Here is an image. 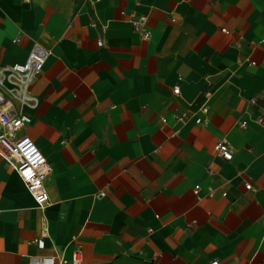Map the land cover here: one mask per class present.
<instances>
[{
	"label": "crops",
	"instance_id": "crops-1",
	"mask_svg": "<svg viewBox=\"0 0 264 264\" xmlns=\"http://www.w3.org/2000/svg\"><path fill=\"white\" fill-rule=\"evenodd\" d=\"M35 43L51 204L0 156V264H264V0H0V67Z\"/></svg>",
	"mask_w": 264,
	"mask_h": 264
},
{
	"label": "built area",
	"instance_id": "built-area-1",
	"mask_svg": "<svg viewBox=\"0 0 264 264\" xmlns=\"http://www.w3.org/2000/svg\"><path fill=\"white\" fill-rule=\"evenodd\" d=\"M28 2L29 0H24ZM135 31L141 39L147 40L149 33L144 29L146 17H130ZM103 41H97V47H102ZM49 51L45 47L35 43L23 63L0 67V156L16 172L22 184L31 195L37 206L44 211L51 204L49 192L45 181L52 173L45 157L34 141L26 136L19 135L29 119L26 118L20 108L24 106L36 107L37 100L30 96V87L41 75ZM254 65V63H251ZM179 89H173L174 94H178ZM201 112L206 114L207 108L203 107ZM179 120L186 122L187 115H182ZM201 119L196 120V124H202ZM257 123L262 124V118L257 119ZM242 129L247 127L243 121L240 125ZM213 157L218 161L229 162L233 159V152L229 144L225 141L217 142L213 146ZM247 190L250 185H245ZM194 193H198L199 185L194 186ZM214 191L209 189L207 196L212 197ZM105 193L101 192L100 196ZM41 234L47 235L46 226ZM82 252L75 249L69 260H66L56 249L53 255L44 258L42 264H81ZM211 264H220L213 261Z\"/></svg>",
	"mask_w": 264,
	"mask_h": 264
}]
</instances>
